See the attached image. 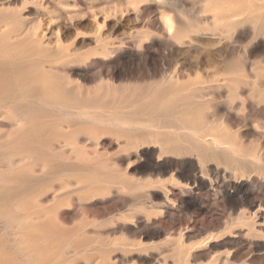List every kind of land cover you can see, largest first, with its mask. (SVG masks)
<instances>
[{
  "label": "rangeland",
  "instance_id": "obj_1",
  "mask_svg": "<svg viewBox=\"0 0 264 264\" xmlns=\"http://www.w3.org/2000/svg\"><path fill=\"white\" fill-rule=\"evenodd\" d=\"M0 65V264H264V0H0Z\"/></svg>",
  "mask_w": 264,
  "mask_h": 264
},
{
  "label": "bare ground",
  "instance_id": "obj_2",
  "mask_svg": "<svg viewBox=\"0 0 264 264\" xmlns=\"http://www.w3.org/2000/svg\"><path fill=\"white\" fill-rule=\"evenodd\" d=\"M57 1H58V0H57ZM64 2H65V1H64ZM50 6H51V5H50ZM58 17H61V16H58ZM170 20H171V19H170ZM166 21H168V20H166ZM168 24H171V23L166 22V25H167V26H168ZM25 25H26V24H25ZM171 26H173V24H172V25H169V28H171ZM186 27H187V26H186ZM21 28H22V27H21ZM21 28H20V29H21ZM167 28H168V27H167ZM167 28H166V29H167ZM180 28H181V27H179V29H180ZM26 29H27V28H26ZM32 29H33V28L31 27V30H32ZM171 29H172V28H171ZM27 30H28V29H27ZM180 31H183V30H180ZM180 31H178V32L180 33ZM9 32H10V31H9ZM9 32H7V33H9ZM14 32H15V31H14ZM19 32H20V31H19ZM25 32H26V31H25ZM33 32H34V30H33ZM17 33H18V32H17ZM169 33H170V32H169ZM11 34H12V32H11ZM21 34H22V33H21ZM21 34H20V35H21ZM31 34H32V33H31ZM180 34H182V32H181ZM7 35H8V34H6V36H7ZM13 35H14V34H13ZM28 35H29V34H27L26 36H28ZM10 36H11V35H10ZM20 37H21V36H20ZM22 37H23V36H22ZM22 37H21V38H22ZM24 37H25V36H24ZM24 37H23V38H24ZM11 38H12V37H11ZM6 39H9V38H6ZM13 39H14V38H13ZM13 39H12L11 41H14ZM19 39H20V38H19ZM7 41H8V40H7ZM16 41H18V40H16ZM60 50H62V49L60 48ZM58 51H59V50H58ZM58 51H57V52H58ZM64 53H65V51H64ZM91 53H93V52H91ZM98 53H99V52H98ZM39 54H40V53H39ZM68 57H69V56H68ZM70 58H71V57H70ZM57 59H58V58H57ZM67 59H68V58H67ZM14 61H15V60H14ZM3 62H4V61H3ZM6 62H8V61H6ZM24 62H25V61H24ZM39 62H40V61H39ZM39 62H38V63H39ZM43 62H45V61H43ZM61 62H62V61H61ZM8 63H9V62H8ZM21 63H22V62H21ZM26 63H27V65H28V62H26ZM26 63H25V64H26ZM33 63H34V62H33ZM19 64H20V63H19ZM19 64H18V65H19ZM40 64H41V62H40ZM8 65H9V64H8ZM10 65H11V64H10ZM10 65H9V66H10ZM12 65H14V64L12 63ZM12 65H11V66H12ZM18 65H17V66H18ZM21 65H22V64H21ZM23 65H24V63H23ZM0 66H2V65H0ZM14 66H15V65H14ZM17 66H16V67H17ZM28 66L31 67V72H32V68H33V67H32V66H33L32 63H31L30 65H28ZM48 66H49V64H48ZM228 66H230V64H229V65L227 64V67H228ZM12 67H13V66H12ZM21 67H23V66H21ZM36 67H37V66H36ZM230 67H231V66H230ZM26 68H27V66H26V67L24 66L23 70L26 69ZM42 68H43V66H42ZM54 68H55V67H54ZM231 68H232V67H231ZM13 69H14V68H13ZM27 69H28V68H27ZM36 69H37V68H36ZM5 70H6V68H5ZM23 70H22V71H23ZM50 70H52V68H51ZM58 70H59V69H58ZM227 70H228V69H227ZM15 71H16V70H15ZM17 71H18V70H17ZM19 71H20V70H19ZM22 71H21V72H22ZM24 71H25V70H24ZM26 71H27V73H28V72L30 73V71H28V70H26ZM26 71H25V74H26ZM34 71H35V70H34ZM47 71H49V70H47ZM2 72H3V71H2ZM6 72H7V71H6ZM36 72H37V70H36ZM36 72H34V74H35ZM0 73H1V72H0ZM3 73H5V71H4ZM14 73H15V72H14ZM19 73H20V72H19ZM19 73H17V74H19ZM6 74H7V73H6ZM8 74H9V73H8ZM12 74H13V73H12ZM12 74H11V75H12ZM22 74H24V73L22 72ZM22 74H20V75H22ZM30 74H32V73H30ZM30 74H29V75H30ZM45 74H46V73H45ZM48 74H49V73H48ZM13 75H14V74H13ZM4 76L8 79V77H7L6 75H3L2 77H4ZM14 76H17V75L15 74ZM34 76L36 77V75H34ZM12 77H13V76H12ZM12 77L10 76V79H11ZM17 77H18V76H17ZM17 77H16V79L18 80ZM23 77H24V76H23ZM23 77H22V78H23ZM19 78H20V76H19ZM22 78H20V79H22ZM25 78H27V76H26ZM25 78H24V79H25ZM32 78H33V76H32ZM24 79H22V80H24ZM28 79H29V78H27V81H28ZM35 79H36V78H35ZM240 79H241V78H240ZM22 80L19 81V82H20V83H23ZM30 80L32 81L31 78L29 79V81H30ZM242 80H244V79H242ZM256 80H257V79H256ZM7 81H8V80H4V78H1V76H0V110H1V108H5V109H6L8 106L10 107V103L12 102V101H10V99H8V96H7L8 91H9V89H10V88H8L9 84L7 83ZM29 81H28V82H29ZM247 81H248V80H247ZM249 81H250V80H249ZM254 81H255V80H254ZM10 82H11V81H10ZM17 82H18V81H17ZM28 82H26L25 84H27ZM33 82H34V81H33ZM222 82H223V81H222ZM224 82H225V81H224ZM239 82H240V81H239ZM227 83L229 84V82H227ZM240 83H242V82H240ZM243 83H244V82H243ZM243 83H242V84H243ZM251 83H252V82H251ZM254 83H255V82H254ZM18 84H19V83H18ZM25 84H23V87H24ZM48 84H49V83H48ZM222 85H223V83H222ZM229 85H230V84H229ZM249 85H250V84H249ZM255 85H256V83H255ZM19 86H21V85H19ZM41 86H42V85H41ZM41 86H40V87H41ZM251 86H252V85H251ZM261 86H262V85H261ZM261 86H260V88H261ZM9 87H10V86H9ZM49 87H50V86H49ZM49 87H48V88H49ZM69 87H70V85H69ZM257 87H258V86H257ZM51 88H52V87H51ZM198 88H199V87H198ZM231 88H232V87H231ZM255 88H256V87H255ZM24 89H25V91H26L27 88L25 87ZM42 89H43V88H42ZM18 90H19V89H18ZM20 90L22 91L23 89H20ZM231 90H232V89H231ZM252 90H253V89H252ZM252 90H251V91H252ZM254 90H255V89H254ZM256 90H257V88H256ZM12 91H14V90H12ZM12 91H10V93H12ZM25 91H22V92L24 93ZM38 91H39V90H38ZM205 91H206V90H205ZM14 92H16V91H14ZM17 92H18L19 94L22 93V92L20 93L19 91H17ZM17 92H16V93H17ZM46 92H48V91H46ZM46 92H45V93H46ZM49 92H50V91H49ZM261 92H262V91H261ZM18 93H17V94H18ZM35 93H36V92H35ZM52 93H53V92H52ZM52 93H51V94H52ZM256 93H257V92H256ZM13 94H15V93H13ZM19 94H18V95H19ZM46 94H47V93H46ZM46 94H44V95H46ZM54 94H55V93H54ZM210 94H211V93H210ZM242 94H245V92L242 93ZM11 95H12V94H11ZM11 95H10V96H11ZM56 95H57V94H56ZM56 95H55V96H56ZM208 95H209V94H208ZM208 95H207V96H208ZM26 96H28V94H27ZM55 96H54V97H55ZM57 96H58V95H57ZM257 96H258V95H257ZM259 96H260V95H259ZM42 97H44V96H41V98H42ZM50 97H51V96H50ZM191 97H192V96H191ZM204 97H205V96L203 95V98H204ZM240 97H241V96H240ZM247 97H248V96H247ZM262 97H263V96H262ZM25 98H27V97H25ZM28 98H29V97H28ZM32 98H34V97H32ZM38 98H40V97H38ZM47 98H48V97H47ZM62 98H63V97H62ZM136 98H137V96H136ZM13 99H14V98H13ZM13 99H12V100H13ZM21 99H22V98H21ZM23 99H24V98H23ZM35 99H37V98H35ZM48 99H49V98H48ZM63 99H64V98H63ZM68 99H69V98H68ZM70 99H71V98H70ZM249 99H250V97H249ZM262 99H263V98H261L260 100H262ZM17 100H18V99H17ZM53 100H54V99L52 98V101H53ZM55 100H58V99H55ZM55 100H54V101H55ZM60 100H61V99H60ZM66 100H67V99H66ZM74 100H75V99H74ZM142 100H143V99H141V100H139V101H142ZM199 100H200V99H199ZM255 100H256V98H255ZM257 100H258V99H257ZM260 100H259V101H260ZM30 101H31V100H29V102H30ZM32 101H33V100H32ZM38 101H39V100H38ZM131 101H132V100H131ZM137 101H138V100H136V102H137ZM139 101H138V102H139ZM191 101H192V100H190V103H191ZM248 101H249V100H248ZM251 101L253 102V99H251ZM20 102H21V100H20ZM26 102H27V101H24V102H23V103H25L24 106H27ZM29 102H28V103H29ZM34 102H35V101H34ZM62 102H63V101H62ZM136 102H135V103H136ZM138 102H137V103H138ZM193 102H194V101H193ZM255 102H256V101H255ZM255 102H253V103H255ZM30 103H31V102H30ZM32 103H33V102H32ZM128 103H130V102L128 101ZM128 103H127V104H128ZM188 103H189V102H188ZM247 103H248V102H247ZM250 103H251V102H250ZM250 103H249V104H250ZM253 103H252V104H253ZM40 104H41V103H40ZM65 104H67V103H65ZM78 104L80 105L79 102H78ZM130 104H131V103H130ZM186 104H187V102H186ZM192 104H193V103H192ZM192 104H190V106H192ZM249 104H248V105H249ZM259 104H260V103H259ZM13 105H14V103H13ZM16 105H18V103H17ZM28 105H30V104H28ZM31 105H32V104H31ZM69 105H70V104H69ZM72 105H74V104H71L70 106H72ZM79 105H77V106H79ZM81 105H82V103H81ZM81 105H80V106H81ZM11 106H12V104H11ZM21 106H23V104H22ZM75 106H76V105H75ZM80 106H79V107H80ZM87 106H88V105H87ZM145 106H146V104H145ZM155 106H156V104H155ZM181 106L184 107V106H185V103H183L182 105H180V107H181ZM186 106H187V105H186ZM186 106H185V107H186ZM188 106H189V105H188ZM19 107H20V106H19ZM28 107H29V109H31L30 106H27V108H26V107H24V108L28 109ZM31 107H32V106H31ZM34 107L36 108V105H35ZM34 107H32V108L34 109ZM37 107H38V106H37ZM41 107H42V105H41ZM41 107H40V108H41ZM43 107H44V106H43ZM50 107H51V106H50ZM58 107H59V106H58ZM58 107H56V108H58ZM125 107H126V106H125ZM127 107H128V106H127ZM131 107H132V105H131ZM182 107H181V108H182ZM253 107H254V106H253ZM255 107H256V106H255ZM255 107H254V108H255ZM257 107H258V106H257ZM10 108H11V107H10ZM7 109H8V108H7ZM36 109H37V108H36ZM58 109H59V108H58ZM80 109H81V108H80ZM145 109H146V108H145ZM147 109H148V108H147ZM185 109H186V108H185ZM185 109H184V110H185ZM18 110H20V109H18ZM18 110H17V111H18ZM45 110H46V109H45ZM50 110H51V108H50ZM191 110H192V108H191ZM204 110H205V107H204ZM250 110H251V109H250ZM47 111H48V110H47ZM68 111H69V110H68ZM143 111H144V110H143ZM261 111H262V110H261ZM127 112H128V111H127ZM131 112H132V111H131ZM131 112H130V113H131ZM153 112H154V110L152 111V113H153ZM177 112H178V111H177ZM10 113H11V112H10ZM10 113H8V114H10ZM130 113H129V115H130ZM136 113H137V112H136ZM140 113H141V112H139V114H140ZM148 113H149V112H148ZM152 113H151V115L153 116L154 113H153V114H152ZM155 113H156V112H155ZM166 113H167V112H166ZM214 113H215V112H214ZM258 113H259V112H258ZM4 114H5V113H4ZM71 114H73V113H71ZM112 114H113V113H112ZM125 114H126V113H125ZM132 114H133V112H132ZM139 114H138V115H139ZM144 114H147V113L144 112ZM163 114H164V113H163ZM169 114H170V113H169ZM176 114H177V113H176ZM15 115H16V114H15ZM77 115H78V114H77ZM113 115H114V114H113ZM133 115H134V114H133ZM135 115H136V114H135ZM155 115H157V114H155ZM202 115H203V114H201V116H202ZM213 115H214V114H213ZM249 115H251V114H249ZM258 115H259V114H258ZM73 116L75 117V115H73ZM73 116L71 115V117H73ZM78 116H79V115H78ZM87 116H88V115H87ZM99 116H100V114H99ZM102 116H103V115H102ZM102 116H100V118H101ZM142 116H144V115H142ZM147 116H148V115H147ZM152 116H151V117H152ZM157 116H158V115H157ZM157 116H154V119H155V118H157V119H161V118H158ZM165 116H166V115H165ZM204 116H205V115H204ZM204 116H203V117H204ZM206 116H207V115H206ZM215 116H216V114H215ZM80 117H81V116H80ZM109 117H111V116H109ZM128 117H132V115H131V116H128ZM134 117H135V116H134ZM161 117H162V116H161ZM168 117H169V116H168ZM171 117H172V114H171ZM203 117H202V118H203ZM208 117H209V116H208ZM210 117H211V116H210ZM217 117H218V116H217ZM243 117H244V116H243ZM249 117H250V116H249ZM249 117H248V118H249ZM68 118H69V117H68ZM100 118L98 117V119H100ZM102 118H103V120L101 119V122H102V121H103V122H107V119H106V120L104 119L105 117H102ZM106 118H107V117H106ZM112 118H115V117H112ZM118 118H119V117H118ZM136 118H137V116H136ZM141 118H142V117H141ZM165 118H166V117H165ZM202 118H201V119H202ZM206 118H207V117H206ZM220 118H221V117H220ZM246 118H247V117H246ZM36 119H37V118H34V117H33V118H31V117H24V116L22 115V116L18 117V119H16V123H17V124H24L26 121H28V122H33V121H35ZM96 119H97V118H96ZM129 119H131V118H128L127 120H129ZM132 119L135 120V121H137V120H139L140 118H138V119L132 118ZM150 119H151V118H150ZM216 119H217V118H216ZM104 120H105V121H104ZM113 120H114V119H113ZM143 120H144V119H143ZM161 120H163V119H161ZM173 120H175V119H173ZM198 120H199V119H198ZM211 120H212V119H211ZM213 120H214V119H213ZM217 120H218V119H217ZM99 121H100V120H99ZM118 121H119V120H118ZM141 121H142V120H141ZM141 121H140V122H141ZM144 121H145V120H144ZM195 121H196V120H195ZM221 121H222V120H221ZM224 121H227V120L225 119ZM108 122H109V121H108ZM126 122H127V121H126ZM129 122H130V121H129ZM145 122H146V121H145ZM164 122H166V121L164 120ZM199 122H200V121H199ZM199 122H198V123L195 122L196 124H194V123L192 122V123H193L192 126H188V127L185 126V129H187V131L185 130V132H188V134H189L190 136H192V137H196V138H198V139H199V138H203V136H209V138H208V137H206V138H208L207 140L209 141V143H211V145H212V144L217 145L218 143L222 142L221 140L219 141V139H220V138L222 139L223 137L226 138V136L228 135L227 132L229 133V131L227 130V132H226V130H225L223 127L213 126V125H212V126H209V125L211 124V123H210V124L208 125V126H209V128H208V126L203 125V123H199ZM136 123H138V122H136ZM160 123H161V122H160ZM214 123H216V122H214ZM244 123H246V120H245ZM247 123H248V122H247ZM111 124H112V123H111ZM134 124H135V123H134ZM176 125H177V124H176ZM179 125H180V124H179ZM221 125H222V123H221ZM224 125H225V124H224ZM12 126H13V125H12ZM20 126H21V125H20ZM139 126H141V125H139ZM142 126L144 127V124H142ZM247 126H248V125H247ZM247 126H246V128H247ZM127 127H129V126H127ZM149 127H150V126H149ZM157 127H158V126H157ZM181 127H182V126H181ZM230 127H231V126H230ZM132 128H135V127H132ZM145 128H146V127H145ZM238 128H239V127H238ZM128 129H130V128H128ZM183 129H184V128H183ZM183 129H182V130L180 129V130L183 131ZM244 129H245V128H244ZM140 130H141V129H140ZM156 130H159V129L157 128ZM163 130H164V129H163ZM135 131H136V130H135ZM171 131H172V129H171ZM178 131H179V130H178ZM8 132H9V131H8ZM143 132H144V131H143ZM143 132H142V133H143ZM255 132H256V131H255ZM160 133H161V132H160ZM163 133H164V132H163ZM179 133H180V132H179ZM143 134H144V133H143ZM236 134H237V133H236ZM259 134H260V132H259ZM136 135H137V134H136ZM164 136H165V135H164ZM237 136H239V135H237ZM241 136H242V135H241ZM262 136H263V135H262ZM137 137H138V136H137ZM206 138H205V141H206ZM238 138H239V137H238ZM258 139H260V138H258ZM177 140H178V139H177ZM199 140H200V139H199ZM241 140H242V139H241ZM201 141H202V139H201ZM180 142H182V141H180ZM199 142H200V141H199ZM263 142H264V141H263ZM167 143H168V142H167ZM182 143H183V142H182ZM204 143H205V142H204ZM223 143H224V142H223ZM225 143H231V142H229V141H225ZM260 144H261V142H260ZM263 144H264V143H263ZM204 145H205V144H204ZM220 145H221V143H220ZM220 145L218 144V146H219L218 148H219V149H220V148H221V149H227V150L230 149V148H228V146H224V145H223V146H220ZM261 145H262V144H261ZM207 146H208V145H207ZM262 146H263V145H262ZM189 147H190V146H189ZM196 147H197V146H196ZM196 147H195V148H196ZM201 147H202V146H201ZM263 147H264V146H263ZM215 148H216V147H215ZM218 148H216V149L219 150ZM231 148H234V147L232 146ZM235 148H236V147H235ZM235 148H234V149H235ZM260 148H261V147H260ZM190 149H191V148H190ZM196 149H197V148H196ZM208 149L211 150V148H209V146H208ZM212 149H213V148H212ZM261 149H262V148H261ZM230 150H231V149H230ZM230 150L228 151V153H230ZM262 150H263V149H262ZM262 150H261V152H262ZM160 151H161V150H160ZM213 151H214V150H213ZM220 151H221V150H220ZM239 151H240V150H238V152H239ZM173 152H174V151H173ZM221 152H222V151H221ZM224 152H225V153H224ZM224 152H223L224 154L227 153L226 150H225ZM263 153H264V150H263ZM263 153H262V154H263ZM37 154H38V153H37ZM174 154H175V153H174ZM217 154H218V152H217ZM242 154H243V153H242ZM169 155H170V154H169ZM184 155H185V154H184ZM187 155H188V154H187ZM187 155H186V156H187ZM193 155H194V154H193ZM229 155H230V154H229ZM260 155H261V154H260ZM166 156H167V155H166ZM194 156H196V155H194ZM225 156H226V155H225ZM225 156H224V157H225ZM227 156H228V155H227ZM227 156H226V158L229 157V156H228V157H227ZM230 156H231V155H230ZM232 156H233V155H232ZM234 156H235V155H234ZM249 156H250V155H249ZM262 156H263V155H262ZM164 157H165V156H164ZM178 157H179V156H178ZM180 157H182V156H180ZM198 157H199V155H198ZM224 157H223V158H224ZM236 157H237V156H236ZM251 157H252V156H251ZM263 157H264V156H263ZM195 158H196V157H195ZM231 158H232V157H231ZM234 158H235V157H234ZM240 158H241V157H240ZM240 158H238V159H240ZM242 158H243V157H242ZM245 158H246V157H244L243 161L245 160ZM254 158H255V157H254ZM211 159H212V158H211ZM218 159H219V158H218ZM246 159H247V158H246ZM258 159H259V158H257V161H258ZM158 160H159V159H158ZM197 160H198V158H197ZM202 160H203V159H201V162H202ZM212 160H213V159H212ZM226 160H227V159H226ZM226 160H225V161H226ZM247 160H248V159H247ZM259 160H260V159H259ZM219 161H220V160H219ZM227 161H228V160H227ZM241 161H242V159H241ZM248 161H250V159H249ZM252 161H253V160H252ZM252 161H250V162H252ZM197 162H200V161H197ZM229 162H230V161H229ZM231 162H233V161L231 160ZM231 162H230V163H231ZM221 163H222V162H221ZM225 163H226V162H225ZM248 163H249V162H248ZM248 163H247V164H248ZM170 164H171V163H170ZM197 164H198V163H197ZM209 164H210V163H209ZM212 164H213V163H212ZM257 164H258V162H257ZM261 164H262V163H261ZM261 164H259V165L261 166ZM213 165H214V164H213ZM221 165H222V164H221ZM221 165H220V166H221ZM227 165H228V163H227ZM251 165H252V163H251ZM168 166H169V165H168ZM188 166H189V165H188ZM194 166H196V163H195ZM207 166H208V165H207ZM224 166H225V165H224ZM230 166H231V164H230ZM230 166H228V167H230ZM233 166H235V165H233ZM236 166H237V165H236ZM240 166H241V165H240ZM248 166H249V165H248ZM257 166H258V165H257ZM166 167H167V166H166ZM252 167H253V165H252ZM175 168H177V167H175ZM175 168H174V169H175ZM200 168H202V167L200 166ZM212 168H213V167H212ZM223 168H224V167H223ZM230 168H231V167H230ZM249 168H250V167H249ZM256 168H257V167H256ZM256 168H255V169H256ZM202 169H204V168H202ZM217 169H218V168H217ZM231 169H232V168H231ZM234 169H235V168H234ZM247 169H248V168H247ZM251 169H252V168H251ZM257 169H258V168H257ZM168 170H169V169H168ZM188 170H189V169H188ZM197 170H198V169H197ZM204 170H206V169H204ZM220 170H221V169H220ZM224 170H225V169H224ZM237 170H238V167H237ZM249 170H250V169L247 170L248 173H249ZM258 170H259V169H258ZM206 171H207V170H206ZM225 171H226V170H225ZM232 171H233V170H232ZM251 171H252V170H251ZM255 171H256V170H255ZM229 172H230V171H229ZM233 172H234V171H233ZM262 172H263V171H262ZM223 173H224V171H223ZM244 173H246V172H244ZM251 173H252V172H251ZM251 173H250V174H251ZM175 174H176V173H175ZM177 174H178V173H177ZM185 174H186V173H185ZM200 174L202 175V173H200ZM218 174H219V173H218ZM236 174H238V173H236ZM246 174H247V173H246ZM246 174H245V175H246ZM252 174H253V173H252ZM260 174H261V173H260ZM169 175H170V174H169ZM201 175H193L192 178H191V184H193V185L196 186V187H200V186H202V185H203V178H202ZM209 175H210V174H209ZM228 175H229V174H228ZM241 175H242V174H241ZM248 175H249V174H248ZM174 176H175V175H174ZM181 176H182V175H181ZM181 176H180V177H181ZM215 176H217V175H215ZM224 176H225V175H224ZM232 176H233V175H232ZM257 176H258V175H257ZM257 176H256V177H257ZM262 176H264V175H262ZM175 177H176V176H175ZM180 177H179V178H180ZM185 177H186V176H185ZM185 177H183V178H185ZM204 177H205V176H204ZM209 177H211V176H209ZM251 177H252V175H251ZM254 177H255V176H254ZM181 178H182V177H181ZM181 178H180V180H181ZM229 178H230V177H229ZM247 178H249V177H247ZM207 179H208V177H207ZM222 179H223V178H222ZM240 179H241V178H240ZM243 179H245V178H243ZM251 179H252V178H251ZM185 180H186V179H185ZM216 180H217V179H216ZM216 180H215V181H216ZM225 180H227V179H225ZM228 180H229V179H228ZM233 180H234V179H233ZM235 180H236V177H235ZM235 180H234V181H235ZM238 180H239V179H238ZM249 180H250V179H249ZM174 181H175V180H174ZM174 181H173V182H174ZM208 181H209V180H208ZM175 182H177V181H175ZM178 182H179V181H178ZM224 182H227V181H224ZM250 182H251V180H250ZM255 182H256V181H255ZM263 182H264V181H263ZM181 183H182V182H181ZM189 183H190V182H189ZM189 183H188V185H189ZM204 183H205V182H204ZM230 183H231V182H230ZM233 183H234V182H233ZM233 183H232V184H233ZM243 183H244V182H243ZM243 183H242V184H243ZM256 183H257V182H256ZM186 184H187V182H186ZM210 184H211V183H210ZM210 184H209V185H210ZM242 184L237 186V190H238L237 192H240L245 198L250 199L251 194H250V192L248 191L249 188H248V189L245 188V186H243ZM254 184H255V183H254ZM254 184H253V186H254ZM261 184H262V183H261ZM71 185H72V184H71ZM76 185H77V184H76ZM76 185H74V186H76ZM172 185H173V184H172ZM177 185H178V184H177ZM193 185H192V186H193ZM212 185H213V184H212ZM220 185H221V184H220ZM220 185H219V186H220ZM258 185H260V184H258ZM77 186H78V185H77ZM77 186H76V187H77ZM221 186H222V185H221ZM233 186H234V185H233ZM263 186H264V185H263ZM81 187H82V186H80V190L82 191L83 189H81ZM182 187H183V186H182ZM208 187H209V186H208ZM213 187H214V186H213ZM216 187H217V186H216ZM225 187H226V186H225ZM258 187H259V186H258ZM258 187H257V188H258ZM72 188H73V187H72ZM187 188H188V187H187ZM189 188H190V186H189ZM78 189H79V188H78ZM182 189H183V188H181V190H180V189H179V190L182 191ZM212 189H213V188H212ZM254 189H255V188H254ZM260 189H261V188H260ZM185 190H186V188H185ZM185 190H184V191H185ZM187 190H188V189H187ZM217 190H218V189H217ZM77 191H78V190H77ZM77 191H76V192H77ZM176 191H177V190H176ZM191 191H194V190L192 189ZM210 191H211V190H210ZM250 191H252V190H250ZM261 191H262V190H261ZM263 191H264V190H263ZM263 191H262V193H263ZM66 192H68V191H66ZM169 192H170V191H169ZM177 192H178V191H177ZM64 193H65V192H64ZM64 193H63V194H64ZM69 193H70V192H69ZM171 193H173V192H171ZM171 193H170V194H171ZM174 193H175V192H174ZM183 193H184V192H183ZM189 193H190V192H189ZM193 193H194V192H193ZM198 193H199V191H198ZM55 194L57 195V193H55ZM186 194H187V193H186ZM186 194H185V195H186ZM200 194H202V193H200ZM212 194H213V193H212ZM214 194H215V193H214ZM226 194L228 195V192H227ZM256 194H257V193H256ZM263 194H264V193H263ZM56 195H54V196H56ZM61 195H62V194H61ZM66 195H68V194H66ZM171 195H172V194H171ZM175 195H176V194H175ZM180 195H181V194H180ZM195 195H197V194H195ZM205 195H206V194H205ZM229 195H230V194H229ZM58 196H60V195H57L56 198H58ZM70 196H71V193H70ZM177 196H178V195H177ZM186 196H187V195H186ZM190 196H191V195H190ZM199 196H201V195H199ZM207 196H209V195H207ZM210 196H211V195H210ZM212 196H213V195H212ZM191 197H193V196H191ZM224 197H225V196H224ZM224 197H221V198H224ZM53 198H54V197H53ZM56 198H55V199H56ZM166 198H168V197H166ZM172 198H173V197H172ZM205 198H206V196H205ZM208 198H209V197H208ZM214 198H215V197H214ZM238 198H239V197H238ZM251 198H252V197H251ZM253 198H254V197H253ZM170 199H171V198H170ZM175 199H176V198H175ZM187 199H188V198H187ZM196 199H197V198H196ZM229 199H230V198H229ZM260 199H261V198H260ZM165 200H166V199H165ZM183 200H184V199H183ZM190 200H191V199H190ZM197 200H198V199H197ZM208 200H209V199H208ZM211 200H212V199H211ZM223 200H225V199H223ZM231 200H233V199H231ZM253 200H254V199H253ZM130 201H131V200H130ZM169 201H171V200H169ZM169 201H168V202H169ZM176 201H177V199H176ZM187 201H188V200H187ZM202 201H203V200H202ZM213 201H214V200H213ZM213 201H211V202H213ZM237 201H238V200H237ZM237 201H236V202H237ZM258 201H259V200H258ZM125 202H126V201H125ZM138 202H139V201H138ZM163 202H165V201H163ZM198 202L200 203V201H198ZM215 202H217V201H215ZM225 202H226V201H225ZM239 202H240V201H239ZM239 202H238V203H239ZM254 202H255V201H254ZM122 203H124V201H123ZM130 203H131V202H130ZM165 203H166V202H165ZM169 203H170V202H169ZM169 203H168V204H169ZM183 203H184V202H183ZM185 203H186V202H185ZM231 203H232V202H231ZM133 204H134V203H133ZM141 204H142V203H141ZM162 204H164V203H162ZM211 204H212V203H211ZM218 204H219V203H218ZM224 204H225V203H224ZM236 204H237V203H236ZM263 204H264V202H263ZM263 204H260V203H259V206L261 207V206H263ZM125 205H126V204H125ZM143 205H144V204H143ZM165 205H166V204H165ZM173 205H174V204H173ZM179 205H180V204H179ZM182 205H183V204H182ZM187 205H188V204H187ZM187 205H186V206H187ZM193 205H194V204H193ZM209 205H210V204H209ZM220 205H221V204H220ZM222 205H223V203H222ZM233 205H234V204H233ZM238 205H239V204H238ZM251 205H253V204H251ZM128 206H129V204H128ZM169 206H172V205H169ZM214 206H215V205H214ZM231 206H232V204H231ZM236 206H237V205H236ZM16 207H17V206H16ZM16 207H15V209H16ZM125 207H126V206H125ZM131 207H132V206H131ZM136 207H137V206H135V208H136ZM139 207H141V206H139ZM143 207H144V206H143ZM162 207H163V206H162ZM173 207H174V206H173ZM206 207H207V206H206ZM206 207H205V208H206ZM216 207H217V206H216ZM216 207H215V208H216ZM221 207H224V206H221ZM243 207H244V206H243ZM23 208H24V207H23ZM23 208H22V209H23ZM177 208H179V207H177ZM197 208H198V206H197ZM212 208H213V206H212ZM218 208H219V207H218ZM225 208H226V207H225ZM121 209H122V208H121ZM175 209H176V208H175ZM181 209H182V208H181ZM192 209H194V208H192ZM241 209H243V208H240L239 210L241 211ZM245 209H246V208H245ZM257 209H258V208H257ZM260 209H262V208H260ZM132 210H133V209H132ZM165 210H166V209H165ZM208 210H209V209H208ZM227 210H228V209H227ZM249 210H250V209H249ZM252 210H253V209H252ZM33 211H34V210H33ZM118 211H119V210H118ZM128 211H129V209H128ZM178 211H179V210H178ZM233 211H234V210H233ZM240 211H239V212H240ZM243 211H244V210H243ZM255 211H256V210H255ZM121 212H122V211H121ZM166 212H168V211H166ZM179 212H180V211H179ZM170 213H171V212H170ZM177 213H178V212H177ZM228 213H229V212H228ZM228 213H227V214H228ZM243 213H244V212H243ZM243 213H242V214H243ZM256 213H257V212H256ZM262 213H264V212H262ZM27 214H28V213H27ZM29 214H30V213H29ZM29 214H28V215H29ZM37 214H38V213H37ZM118 214H119V213H118ZM119 215H122V214H119ZM170 215H171V214H170ZM236 215H238V214H236ZM258 215H259V213H258ZM45 216H46V215H45ZM187 216H188V215H187ZM232 216H233V214H232ZM249 216H250V214H249ZM6 217H7V216H6ZM188 217H189V216H188ZM243 217H244V216H243ZM258 217H259V216H258ZM260 217H262V216H260ZM224 218H226V217L224 216ZM231 218H234V216L231 217ZM238 218H239V216H238ZM240 218H241V217H240ZM236 219H237V217H236ZM236 219H235V220H236ZM248 219H249V218H248ZM29 220H30V218H29L28 220H26V222H27V221L29 222ZM227 220H228V219H227ZM227 220H226V221H227ZM231 220H232V219H230V221H231ZM237 220H238V219H237ZM245 220H246V219H245ZM257 220H258V218H257ZM263 220H264V219H263ZM238 221H239V220H238ZM241 221H243L242 223H245V222H246V221L244 222V220H241V219H240L239 222H241ZM12 222H13V221H12ZM12 222H11V223H12ZM17 222H18V221H17ZM17 222H16V223H17ZM251 222H252V221H251ZM253 222H254V221H253ZM5 223H6V222H5ZM20 223H21V222H20ZM249 223H250V222H249ZM6 224H7V223H6ZM12 224H13V223H12ZM223 224H224V222H223ZM225 224H226V223H225ZM225 224H224V225H225ZM234 224H236V223H234ZM234 224H233V225H234ZM237 224H238V223H237ZM246 224H247V223H246ZM255 224H256V223H255ZM255 224H254V225H255ZM261 224H262V223H261ZM261 224H258V223H257L258 227H259V225H261ZM27 225H28V224H27ZM214 225H215V224H214ZM214 225H213V227H214ZM221 225H222V224H221ZM239 225H241V224H239ZM254 225H253V226H254ZM18 226H19V225H18ZM208 226H209V225H208ZM216 226H217V225H216ZM261 226H262V225H261ZM21 227H23V226H21ZM27 227H28V226H27ZM152 227H153V226H152ZM194 227H195V226H194ZM217 227H218V226H217ZM217 227H216L215 229H217ZM219 227H220V226H219ZM243 227H244V226H243ZM255 227H256V226H255ZM262 227H263V226H262ZM225 228H226V227H225ZM246 228H247V227H246ZM260 228H261V227H260ZM3 229H4V228H3ZM195 229H196V228H195ZM230 229H231V227H230ZM249 229H250V228H249ZM257 229H259V228H257ZM192 230H193V229H192ZM212 230H214V228L211 229V231H212ZM221 230H222V229H221ZM259 230H260V229H259ZM263 230H264V229H263ZM47 231H48V230H47ZM157 231H158V230H157ZM171 231H172V230H171ZM198 231H201V230H198ZM202 231H203V230H202ZM205 231H207V230H205ZM219 231H220V229H219ZM239 231H240V230H239ZM261 231H262V230H261ZM8 232H9V231H8ZM196 232H197V231H196ZM212 232H213V231H212ZM221 232H222V231H221ZM224 232H225V231H224ZM234 232H235V231H234ZM241 232H242V231H241ZM252 232H253V231H252ZM252 232H251V233H252ZM206 233H208V232H206ZM217 233H219V232L217 231ZM261 233H262V232H261ZM261 233H260V234H261ZM169 234H171V233H169ZM204 234H205V233H204ZM204 234H203V235H204ZM208 234H209V233H208ZM210 234H211V232H210ZM231 234H232V233H231ZM254 234H255V233H254ZM30 235H32V234H30ZM199 235H200V234H199ZM211 235H212V234H211ZM211 235H210V236H211ZM213 235H214V233H213ZM235 235H237V234L235 233ZM9 236H10V235H9ZM169 236H170V235H169ZM258 236H259V235H258ZM34 237H35V236H34ZM167 237H168V236H167ZM167 237H166V238H167ZM215 237H216V236H215ZM242 237H243V236H242ZM208 238H209V236H208ZM232 238H233V237H232ZM263 238H264V237H263ZM33 239H34V238H33ZM35 239H37V237H36ZM35 239H34V240H35ZM39 239H40V238H39ZM168 239H169V237H168ZM227 239H228V238H227ZM235 239H236V238H235ZM246 239H247V238H246ZM253 239H254V238H253ZM258 239H259V238H258ZM126 240H127V239H126ZM165 240H166V239H165ZM214 240H215V239H214ZM55 241H56V240H55ZM167 241H168V240H167ZM247 241H248V240H247ZM254 241H256V240H254ZM263 241H264V240H263ZM19 242H20V241H19ZM123 242H124V241H123ZM123 242H122V244L125 243V242H124V243H123ZM165 242H166V241H165ZM169 242H170V240H169ZM200 242H201V241H200ZM223 242H224V241H223ZM223 242H222V243H223ZM232 242H233V241H232ZM241 242H242V241H241ZM249 242H251V241L249 240ZM258 242H259V241H258ZM261 242H262V241H261ZM171 243H172V242H171ZM179 243H180V242H179ZM213 243H214V242H213ZM256 243H257V242H256ZM127 244H128V242H127ZM127 244H126V245H127ZM129 244H130V243H129ZM132 244H133V243H132ZM215 244H216V243H215ZM223 244H224V243H223ZM226 244H227V243H226ZM226 244H225V245H226ZM238 244H239V243H238ZM241 244H242V243H241ZM254 244H255V243H254ZM262 244H263V243H262ZM54 245H55V244H54ZM179 245H180V244H179ZM217 245H218V244H217ZM217 245H216V246H217ZM231 245H232V243H231ZM248 245H249V244H248ZM40 246H41V245H40ZM211 246H212V244H211ZM243 246H244V245H243ZM55 247H56V246H55ZM168 247H169V246H168ZM218 247H219V246H218ZM218 247H217V248H218ZM226 247H227V245H226ZM234 247H235V246H234ZM234 247H233V248H234ZM239 247L241 248L242 245L239 246ZM239 247H238V248H239ZM261 247H262V246H261ZM261 247H260V248H261ZM1 248H2V247H1ZM66 248H67V247H66ZM66 248H65V249H66ZM87 248H88V247H87ZM176 248H177V244H176ZM181 248H182V247H181ZM213 248H215V245H214ZM217 248H215V249H217ZM227 248H228V247H227ZM227 248H226V249H227ZM230 248H231V247H230ZM242 248H243V247H242ZM260 248H259V249H260ZM262 248H263V247H262ZM41 249H43V248H41ZM68 249H69V247H68ZM82 249H83V248H82ZM82 249H81V251H82ZM164 249H166V248H164ZM211 249H212V248H211ZM215 249H214V250H215ZM220 249H222V248H220ZM223 249H224V248H223ZM11 250H12V249H11ZM11 250H10V251H11ZM70 250H71V248H70ZM167 250L171 251V249H167ZM176 250H178V249H175V252H176ZM180 250H181V249H180ZM209 250H210V249H209ZM224 250H225V249H224ZM230 250H231V249H230ZM232 250H233V249H232ZM235 250H237V249L235 248ZM63 251L65 252V250H63ZM247 251H248V250H247ZM79 252H80V250H79ZM162 252H163V251H162ZM211 252H212V251H211ZM215 252H216V251H215ZM227 252H228V251H227ZM236 252H237V251H236ZM244 252H245V251H244ZM249 252H250V251H249ZM21 253H22V252H21ZM61 253H62V252H61ZM73 253H74V252H73ZM76 253H77V252H76ZM165 253H166V254H167V253L170 254L168 251L165 252ZM165 253H164V254H165ZM213 253H214V252H213ZM231 253H232V252H230V254H231ZM239 253H240V252H239ZM261 253H262V252H261ZM27 254H28V253H27ZM164 254H163V256H164ZM180 254H182V253H179L178 255H180ZM207 254H208V253H207ZM223 254H224V253H223ZM226 254H227V253H226ZM226 254H225V255H226ZM259 254H260V253H259ZM11 255H12V254H11ZM35 255H36V254H35ZM62 255H63V254H62ZM172 255H173V257H174V254H173V253H172ZM178 255H177V256H178ZM208 255H209V254H208ZM212 255H213V254L211 253V256H212ZM219 255H220V254H219ZM241 255H242V254H241ZM261 255H262V254H261ZM68 256H70V253L68 254ZM160 256H162V255H160ZM170 256H171V255H170ZM193 256H194V255H193ZM234 256H235V255H234ZM257 256H258V255H257ZM262 256H264V255H262ZM33 257H34V256H33ZM168 257H169V256H168ZM186 257H187V256H186ZM254 257H256V256H254ZM254 257H253V258H254ZM66 258H67V257H66ZM156 258H157V257H156ZM159 258H160V257H159ZM170 258H171V257H170ZM170 258H169V259H170ZM175 258H176V257H175ZM175 258H173V259H175ZM177 258H178V257H177ZM187 258H188V257H187ZM225 258H226V257H224V259H225ZM230 258H231V257H230ZM164 259H165V257H164ZM180 259H181V258H180ZM180 259H179V260H180ZM182 259H183V258H182ZM208 259H209V258H208ZM40 260H41V259H40ZM161 260H162V259H161ZM165 260H166V259H165ZM186 260H187V259H186ZM234 260H235V259H234ZM171 261H172V260H171ZM195 261H196V259H195ZM248 261H249V260H248ZM58 262H59V261H58ZM175 262H177V261H175ZM179 262H180V261H179ZM182 262H183V261H181V263H182ZM191 262H193V261H191ZM216 262H217V261H215V263H216ZM218 262H219V261H218ZM233 262H234V261H233ZM35 263H37V262H35ZM40 263H41V262H40ZM52 263H53V262H52ZM152 263H153V262H152ZM154 263H155V262H154ZM177 263H178V262H177ZM213 263H214V262H213ZM235 263H236V262H235ZM246 263H247V261H246ZM41 264H42V263H41ZM59 264H60V262H59ZM172 264H174V263H172ZM182 264H184V263H182ZM185 264H186V263H185ZM237 264H238V263H237ZM239 264H240V263H239Z\"/></svg>",
  "mask_w": 264,
  "mask_h": 264
}]
</instances>
